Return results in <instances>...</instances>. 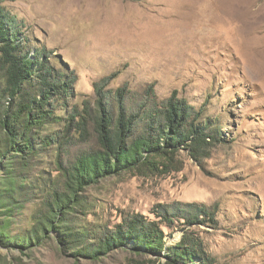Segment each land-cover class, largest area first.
Listing matches in <instances>:
<instances>
[{
    "label": "rangeland",
    "instance_id": "1",
    "mask_svg": "<svg viewBox=\"0 0 264 264\" xmlns=\"http://www.w3.org/2000/svg\"><path fill=\"white\" fill-rule=\"evenodd\" d=\"M2 5L23 25L32 52L72 78L69 94L50 101L61 118L44 134L67 131L71 113L85 117V125L74 121L69 139L58 144L61 157L50 150L37 159L30 174L42 180L38 187L61 181L59 159L70 165L100 147L95 119L102 107L114 116L119 107L136 115L142 130L150 114L177 96L219 121L223 133L206 156L181 150L167 167L125 171L87 187L80 192L85 205L70 216L75 228L93 236L136 214L161 220L162 212L168 246L188 234L210 264H264V0ZM5 175L0 169V186ZM29 188L30 202L0 214L1 222L10 219L13 236L29 230L42 207L44 191ZM67 246L55 231L24 253L0 245V264H184L173 263L169 251L138 253L124 245L93 260L76 258Z\"/></svg>",
    "mask_w": 264,
    "mask_h": 264
},
{
    "label": "trees",
    "instance_id": "2",
    "mask_svg": "<svg viewBox=\"0 0 264 264\" xmlns=\"http://www.w3.org/2000/svg\"><path fill=\"white\" fill-rule=\"evenodd\" d=\"M3 1L0 0V169L6 175L0 186V214L12 215L30 202L29 187L40 188L44 196L42 207L31 220L32 227L24 234L13 236L7 231L10 219L0 221V245L24 253L44 243L55 231L76 258L98 260L113 249L130 245L138 253L160 255L169 251L173 263L210 264L200 244L189 240L188 234L176 245L166 244L161 220L167 219L162 212L161 220L136 214L128 222L93 236L75 228L70 216L85 205L80 192L100 179L141 168L159 170L173 162L181 150L189 149L195 158L208 155L223 134L219 121L203 116V112L177 96L168 100L161 113L150 114L142 130L137 128L136 115L119 107L114 116L108 106L102 107L95 119L100 147L70 165L59 159L61 181L47 180L44 187H38L42 180L36 181L30 174L37 159L50 150L61 157L58 144L69 139L68 129L75 123L84 126L85 117L77 120L71 113L67 131L44 134L47 126L60 123L61 117L50 101L69 94L72 78L58 72L42 52H32L23 25L3 7ZM206 213L207 220L214 221L213 212Z\"/></svg>",
    "mask_w": 264,
    "mask_h": 264
}]
</instances>
